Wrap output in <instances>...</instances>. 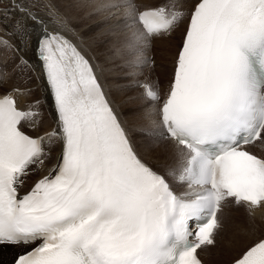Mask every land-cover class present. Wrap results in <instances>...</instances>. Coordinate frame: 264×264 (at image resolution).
I'll list each match as a JSON object with an SVG mask.
<instances>
[{
  "label": "snow or ice",
  "instance_id": "snow-or-ice-1",
  "mask_svg": "<svg viewBox=\"0 0 264 264\" xmlns=\"http://www.w3.org/2000/svg\"><path fill=\"white\" fill-rule=\"evenodd\" d=\"M89 2L129 80L154 70L155 41L184 25L164 93L135 85L150 102L143 136L170 155L162 170L142 159L98 66L48 31L41 14L68 28L52 0H0V264H204L226 209H245V232L264 229V157L248 150L264 144V0ZM28 73L55 111L43 136L23 130L40 115L38 101L17 106L31 89L3 90ZM56 144L48 175L20 195ZM232 264H264V235Z\"/></svg>",
  "mask_w": 264,
  "mask_h": 264
},
{
  "label": "bare ground",
  "instance_id": "bare-ground-1",
  "mask_svg": "<svg viewBox=\"0 0 264 264\" xmlns=\"http://www.w3.org/2000/svg\"><path fill=\"white\" fill-rule=\"evenodd\" d=\"M56 1L60 4L61 9L67 15L66 18H67V22H68V28H67V30L61 29L59 26L49 22L47 16H44L43 14H41V18L44 19L45 23L47 24L48 31L54 32L55 30H60L64 33V35L71 37L87 55L89 53V56L92 58V61L96 64V66H98V65L95 62L94 56H96V57L98 56L97 58L100 59V61L102 62V65L105 68V72L102 73L101 71H103L104 69L100 70V67L98 66V74H99L100 80L102 81V83H103V85H104V87H105V89L109 95V98L112 102V105L115 107L119 117L121 118L125 128L127 129L128 134H129L130 138L132 139L134 146L136 147L138 153L141 155L142 159H144V161L146 163H148L150 166L155 165L157 168H160V166L162 164H165L166 157L169 156L170 153L166 152L164 145H162V147H160V146L153 147V146H151L150 142H148V144H147V142L145 141L146 140L145 138H143V139H145V140H143L141 137L135 136L136 134H134V132H137V129H135L134 127L135 126L139 127L141 124H136L137 119H133L134 122H129L130 119H128L127 116L124 117L122 115V110L120 107H118L116 105L117 102L115 103L113 96H112V92L109 89L108 83L105 80L106 77L109 79L110 72H112L110 70L111 68L109 67V61H110L111 54L108 56H107V54L105 55L104 50L106 48L104 49L103 47H101V45L99 46L101 48L100 49L101 51L96 47L97 42H99L100 44L101 43L104 44V39H103L104 30L103 29H105V25H104V21H103L102 16L97 15L93 12V8H92L89 0H80L79 3H76L75 0H67L68 3L70 2L72 5L71 9L68 6L63 5V2H62L63 0H54V2H56ZM54 2H53V4H54ZM142 2H143V0H142ZM185 3H186V0H185ZM146 4H150V3H146ZM161 4H165V3H161ZM187 4H188V6H190L191 0ZM63 15H65V14H63ZM87 26H89V27H87ZM181 27H184V25H181ZM99 30H102L103 33L101 32L102 34H96ZM178 30H175L172 33V35H174V33ZM177 33L180 34V32H177ZM171 36L166 35L165 36L166 38L163 37L161 39H158L154 43L157 46H156V51H153V53H156V56H158V61H159L158 63L156 62V67H155L154 71L157 74H159L160 77H165L164 74L168 76V74L170 73V70L165 72L163 67L160 68L159 65L164 66L165 59L168 55L170 57H173V52L175 50V42L173 41L171 44L169 43L168 39H170ZM163 44H165V46ZM161 51H163V53ZM25 55L27 57L31 58L30 52L25 53ZM100 61H99V63H100ZM106 63H107V65H106ZM7 66H10V64ZM111 66H113V65H111ZM147 71H148V69L146 70V72ZM27 75L30 76V79L28 80L27 83H25V77H22L19 74L14 75L12 77V79L7 84H5L4 87L6 89H4V91H6L7 89L11 88L14 85H19L21 88H30L31 89L30 95L17 96L16 97L17 98L16 99L17 105H20L26 111V110H28L26 107L28 104L35 102L36 99H39L36 96L40 93V90H41V92L43 94V98L39 99V101L42 104L43 110H45L44 116H43L44 120H41V118H42L40 116L41 111L38 110L40 112V115H39L40 120H39L38 128H36V126H32V127L29 126L27 129L34 135H41V134H44V133L50 131L51 129H54V127L56 126L55 111H54V108L52 105L51 95L47 89V86L42 82V80L37 79L36 74L28 73ZM145 83L150 84L149 82H145ZM32 87H34V88L32 89ZM114 91H117V90H114ZM141 91L143 92V90H141ZM34 92H35V94H34ZM161 94H163V93H161ZM143 99H144V102L141 101L142 103L145 104V102H147L150 104V102L144 96H143ZM121 107H122V105H121ZM39 108H41V107L39 106ZM123 110H125V108ZM130 121H132V120H130ZM145 121L147 122V125L144 126V128H146L148 126V121L146 119V115H145ZM250 148L255 150V152H254L251 149L252 152L255 153L256 155L264 157L262 154H260V153L264 152L263 144H261L260 142H257V144L250 146ZM59 151H60V145L56 144L55 148L51 152V155L45 161V164L43 165V167L40 168L39 170H34L32 175L26 179L24 185L20 189V194H24L25 192L29 191L35 180H37L38 178H41L45 175H48L49 170L52 168L53 164L56 161V157H57ZM33 168L35 169V166H33ZM242 208L243 207H239L238 210H240ZM237 216H239L237 219H246V215L244 214V212H242V215L238 214ZM256 216H257V218L264 217V209L258 210L256 212ZM232 219L233 218H230V220H232ZM244 223L245 222L242 223V222H240L234 218V220L229 222V225L227 223V227H229L230 224H234L233 225L234 227L232 228V230L228 231L229 228L227 229V227L225 228V226H224V230L217 237L218 243H217L215 249L212 248L209 250V251H215L216 257L211 258L208 255L209 251L200 252V256L203 258V260L205 261L206 264H226V263L230 264L233 261V259L239 254V252H241L244 249V247L253 243L258 238H260L262 235H264V229H259V230L252 231V232H245L244 228H243ZM222 235H224V236L222 239V243L220 244ZM220 236H221V238H220Z\"/></svg>",
  "mask_w": 264,
  "mask_h": 264
},
{
  "label": "rangeland",
  "instance_id": "rangeland-1",
  "mask_svg": "<svg viewBox=\"0 0 264 264\" xmlns=\"http://www.w3.org/2000/svg\"><path fill=\"white\" fill-rule=\"evenodd\" d=\"M52 1L54 2V0H52ZM56 2H54V5L56 6V8L59 9L60 12H62L63 14H65L64 15L65 17H67L66 13L61 9L60 4L58 2L57 3ZM62 2H63V5L68 6L71 9L72 5H71L70 2L68 3L67 0H63ZM168 2H169V0H160V1L159 0H143V3H150V5H159V3L161 4V3H168ZM189 2H190V0H186V3H189ZM87 27H89V26H87ZM183 28L184 27L178 28L179 30L177 29L178 31H176L174 33V35H172L170 37V39H168L170 44L173 41L175 42V50L173 52V57H170L169 55L166 57L164 66L158 64L160 68L163 67V69L165 70V72H167L168 70L171 71V69H172L173 58H174V55H175V52H176V46H177V44L179 42L180 35H181V32L183 31ZM103 30H104V37H103L104 44L103 43L100 44L99 42H97L96 43V45H97L96 47L100 50L101 48L99 46L101 45V47H103L104 49L106 48L104 50L105 55L107 54V56H108V55L111 54L110 61H109V67L111 68L110 70L112 72H110L109 79L106 77L105 80L108 83L109 89L112 92V96H113V99H114L115 103L117 102L116 105L118 107H120L121 110H122V115L124 117L127 116L128 119L132 120V121L129 120V122H134L133 119H137L136 124H141L139 127H137V126L134 127L135 129H137V132H134V134H136L135 135L136 137L138 136V137H141L143 139L144 138V136H143V128H144V126L147 125V122L145 121L146 109L149 107L150 104L147 103V102H145V104L142 103V102H144L143 95H142V91H141L143 89L142 88H137V87H135V85L137 83L144 84L145 82H149V83H151V85L156 86L157 85V82H159V84L161 86V91L160 92L161 93H164V91L166 90V87H167L168 76L164 74L165 77H160L159 74H157L151 67H148V68H144L142 70V72L138 70V73H137L136 77L133 80H129L128 79L129 73L124 68L123 61L119 57L113 55V48H112L113 46H112V43H111V41L113 40V38L106 34V30L105 29H103ZM101 32L103 33L102 30H99L96 34H102ZM177 32H180V34H178ZM164 38H166V37H164ZM165 44H163V45L165 46ZM156 46L157 45L154 44V47L152 49V55L154 56L155 61L158 63L159 62L158 61V56H156V53H153V51H156ZM161 52L163 53V51H161ZM88 56H89V53H88ZM97 57L94 56L95 62L100 67V70H103L104 69L103 71H101L103 73V72H105V68L102 65V62L100 61V59L97 58ZM91 60H92V58H91ZM99 61H100L101 64L99 63ZM93 65L96 66L95 63ZM106 65H107V63H106ZM111 65H113V66H111ZM147 69H148V71H147L148 73L146 72ZM97 71H98V68H97ZM159 84H158V86H159ZM33 88L34 87H32V89ZM4 89H6V88L4 87ZM114 90H117V91H114ZM34 94H35V92H34ZM36 97L39 98V99H42L43 98V94H42L41 90H40V93ZM37 101H39V100L36 99L35 102H37ZM119 103L122 105V107H121V105ZM124 108H125V110H123ZM44 112H45V110H43V113L40 115L41 117L44 116ZM41 120H44V117H43V119L41 118ZM143 140H145V139H143ZM145 141L148 144V141L147 140H145ZM151 146L158 147L157 145H154V144H151ZM159 146L162 147V145H159ZM253 151L255 152V150H253ZM260 154H262L264 156V152L263 153H260ZM163 166H164V164H162L160 166V168H157L155 165H152V167H154L157 170H161L163 168ZM242 212H244V214L246 215L244 208H242L240 210H238V208H235V207L230 208V209H226L225 210V221H224L225 228L227 227V223L229 225V222H231L232 220H234V218L236 220L242 222V223L245 222V219H237L239 217L237 215L238 214L239 215H242ZM230 218H233V219L230 220ZM233 225L234 224H230V226L227 227V229L229 228L228 231L232 230V228L234 227ZM223 236L224 235H222V238L220 236V238H221L220 244L222 243ZM217 243H218V240H217ZM208 255L211 258L212 257H216L215 251H210V254L208 253Z\"/></svg>",
  "mask_w": 264,
  "mask_h": 264
}]
</instances>
